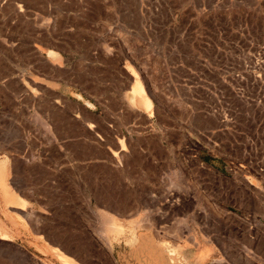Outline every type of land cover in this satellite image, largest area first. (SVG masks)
<instances>
[{"label":"rangeland","instance_id":"obj_1","mask_svg":"<svg viewBox=\"0 0 264 264\" xmlns=\"http://www.w3.org/2000/svg\"><path fill=\"white\" fill-rule=\"evenodd\" d=\"M32 51L52 61L49 67L62 80L55 89L66 92L65 102L72 103L67 97L79 88L76 96L105 125L89 131L86 126L93 124L82 118L83 155L97 150L107 158L96 162L97 176L91 175L89 160L79 164L82 173L75 178L82 209L89 200L82 188H120L124 164L130 155L138 158L140 146L148 159L142 165L145 183L157 187L164 205L182 211L192 204L195 214L227 216L231 229L235 221L228 222V216L264 215V0H0V56L15 62L6 70L18 76L48 72L27 62ZM136 80L149 109L138 100L129 102ZM50 94L63 104L57 92ZM122 108L144 110L145 125L127 126ZM41 125L48 132L46 122ZM51 134L43 146L57 151ZM119 150L126 155H113ZM5 163L0 166V264H59L56 258L62 263L47 240L71 253L82 244L59 227L36 223L50 220L52 210L63 212L58 204L59 197L66 202L63 193L15 192L9 184L23 177L5 180ZM36 176L29 181L47 179ZM211 179L221 184L217 192H211ZM50 195L54 198L46 201ZM197 200L205 207L198 208ZM28 221L35 231L44 229L45 237L33 234ZM226 235L223 242L233 245L234 231ZM160 243L161 264H252L255 259L254 246L198 255L184 239L178 248L174 242ZM168 246L174 254L166 252ZM151 258L153 263L160 259Z\"/></svg>","mask_w":264,"mask_h":264},{"label":"crops","instance_id":"obj_2","mask_svg":"<svg viewBox=\"0 0 264 264\" xmlns=\"http://www.w3.org/2000/svg\"><path fill=\"white\" fill-rule=\"evenodd\" d=\"M30 54L27 62L32 67L36 64L45 66L48 72H26L18 76L6 70L15 63L13 57L0 56V166L5 160V180L8 175L23 177L9 184L17 193L32 190H48L51 193H59V196L63 193L66 202L61 197L58 200L61 208L59 209L63 210V214L48 208L52 212V218L36 224L44 226L49 223L53 227H59L67 237L83 246L76 247V252L71 253L60 244L46 239L49 247H58L72 258V264H152L153 256L160 257L159 260L155 259L153 264H161L164 248L160 242H174L178 248L177 242L184 239L187 249H196L198 255L211 254L215 250L232 246L233 250L239 248L242 252L243 248L254 246L255 259L252 264H264V215L238 217L239 219L228 216V222L235 221L231 229L226 227L227 216L220 219L210 218L204 211L195 214L192 204H187L182 211H178L172 204L164 205L162 194L157 187L151 182L145 183L146 168L142 165L148 159L145 148L140 146L138 158H131L130 153L128 154L130 157L127 158L128 163L124 164V180L120 188L114 189L109 184L82 188V191L88 192L89 197L88 204L83 205L84 211L78 201L83 196H79L81 185L75 178L80 177L82 173L79 164L82 159L89 160L91 175L97 176L96 162L107 158L99 155L97 150L83 155L80 149L82 135L87 129L102 130L105 125L99 124L98 115L91 111V107L90 110L86 109L89 107L76 96H81L79 88H75L68 95L67 98L72 103L67 104L66 92H58L55 89L62 80L59 79L60 74L53 72L49 67L52 61L47 56L45 59L41 55H35L33 51ZM33 90L36 93H33ZM56 92L59 98H64L63 104L56 103L55 94H50ZM143 111L122 108L119 113L127 114V126L141 128L145 125ZM85 116L93 127L86 126L87 129L83 130L82 118ZM43 121L47 124L48 132H45L41 125ZM50 130L51 136L56 138L57 151L43 146L48 140ZM153 160L150 158L151 162ZM198 165L202 166L201 162H198ZM31 175L41 178L46 176L47 179H41V184H38L39 181L32 183L28 178ZM215 175L219 177L220 173ZM210 182L211 192H217L221 184L214 179ZM169 191L167 188L164 190L165 193ZM50 198L54 196H45L46 201ZM200 202L197 200L198 208L205 207ZM216 208H221V205ZM222 212L227 213V210ZM28 223L33 234L39 236L41 232L34 230L32 222ZM231 230L235 236L233 245L223 242L227 232ZM41 231L43 238L46 231ZM165 250L169 255L175 251L171 246L165 247ZM50 252L54 253L51 248ZM56 259L59 264H63Z\"/></svg>","mask_w":264,"mask_h":264},{"label":"bare ground","instance_id":"obj_3","mask_svg":"<svg viewBox=\"0 0 264 264\" xmlns=\"http://www.w3.org/2000/svg\"><path fill=\"white\" fill-rule=\"evenodd\" d=\"M51 52V51H50ZM49 52V53H50ZM129 102H130V104L131 105H133L135 102H136V100H138V103H139V105H141V106H143V107H145L146 109H149L150 108V106H151V102L149 101V99L144 95V92H143V88H142V85L140 84V82H138V80H136L135 81V83L131 86V94H130V96H129ZM129 104V103H128ZM88 124H90L91 126H92V124L91 123H88ZM91 126H89V127H91ZM119 142L121 143V146H122V148L121 149H124L123 148V140H122V138L119 140ZM119 144H117V146H118ZM119 148V147H118ZM120 149V150H121ZM120 150H119V152H116V151H114L113 152V155H116V154H118V155H120L121 157H124L126 154L122 151V152H120ZM125 154V155H124ZM119 156V157H120ZM120 157V158H121ZM127 157V156H126ZM122 166V165H121ZM8 194H7V192L5 191V196H6V198H8V197H10V196H7ZM29 219V218H28ZM109 220V219H108ZM111 220V219H110ZM112 221V220H111ZM110 223V222H109ZM106 224H108V223H106ZM137 224L139 225V223L137 222ZM141 226V225H140ZM53 234V233H52ZM118 236V235H117ZM3 239V238H2ZM5 239V238H4ZM52 240V239H51ZM54 249V251H56L57 253H58V255L57 256H59V258L61 259V261H62V263H65V264H72V258L71 257H69L68 255H66L63 251H61L58 247H54L53 248ZM55 252V254H57Z\"/></svg>","mask_w":264,"mask_h":264}]
</instances>
